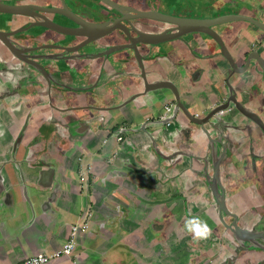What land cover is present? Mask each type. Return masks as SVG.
I'll use <instances>...</instances> for the list:
<instances>
[{
	"label": "crops",
	"instance_id": "1",
	"mask_svg": "<svg viewBox=\"0 0 264 264\" xmlns=\"http://www.w3.org/2000/svg\"><path fill=\"white\" fill-rule=\"evenodd\" d=\"M112 1L157 12L162 4L166 8L170 6L169 0ZM201 1L197 7L202 8V15L195 18L238 14L264 24V0ZM145 22L148 32L160 31L161 23ZM216 29L237 67L243 65L244 56L252 48L264 42V33L246 22L224 24ZM141 54L148 81L174 83L188 111L200 117L227 97V80L233 89L242 90L240 84L251 74L231 75L216 44L200 33L144 49ZM261 55L264 57V51ZM103 60L73 59L60 64L68 90L86 92L77 102L70 98L67 107L72 108L63 110L67 114L58 111L59 115L70 114L77 119L91 113L107 115L103 125L90 123L86 132L77 137L71 135L70 140L59 136L62 130L53 124L58 113L45 108L41 87L34 84L22 88L25 80L20 81V87L16 85L19 81H11L13 77L8 78V83H0V131L3 132L0 136V264H18L37 253L52 254L66 242L70 227L84 221L96 230L82 233L72 255L54 263L100 264L102 248L93 242L94 238L101 240L102 236L96 235L100 227L116 218L118 222L124 213L122 209L128 210L126 216H129L128 205L124 206L119 199L121 192L128 201L131 193L145 195L148 191V198L157 201L161 212L168 205L165 200L177 194L175 199L180 204L185 201L190 208L189 216H194L196 185L201 180L184 172L187 167L196 172L203 168L205 150L209 148L206 138L199 129L190 127L183 115H178L170 127L150 124L153 136L138 133L116 140L114 133L118 127H135L146 118L158 119L164 104L172 99L166 90L149 93L116 111L99 113L85 108L77 111L75 107L79 104L97 109L116 107L142 90L134 60L128 57L124 61L121 56L112 55L101 68ZM93 87L97 90H92ZM254 105L264 120V96ZM228 166L225 162L221 166L223 184L234 185L229 181ZM143 204L135 206L144 208ZM179 216L177 210L176 217ZM140 217L133 218L136 224L149 223V219ZM73 218L79 221L73 223Z\"/></svg>",
	"mask_w": 264,
	"mask_h": 264
},
{
	"label": "flooded vegetation",
	"instance_id": "2",
	"mask_svg": "<svg viewBox=\"0 0 264 264\" xmlns=\"http://www.w3.org/2000/svg\"><path fill=\"white\" fill-rule=\"evenodd\" d=\"M78 1H80V3ZM0 2L7 4L28 3L45 9L60 7L64 3L74 14L91 22L106 21L109 18H118L121 16L119 13L104 6L98 0H0ZM119 5L129 7L123 4ZM150 10L153 9L148 8L139 11ZM43 15L56 24L65 27H75L72 21L63 16L49 13ZM122 15L125 17L126 15L131 14L124 11ZM180 17L190 16L180 15ZM10 19L9 17L2 19L0 17V27H3L0 28V31H15L17 29L28 27L35 21H38V19H30L26 17H13V19L18 20V22L13 24L14 26L12 28H8L6 23L8 24ZM145 21L148 20H131L130 25L137 30L147 31L149 27ZM123 24L128 28L130 27L126 22H123ZM171 27L172 26L170 25L161 24L159 32L168 30ZM214 30L218 32L216 27ZM129 32L135 37L130 28ZM183 38L184 37L179 40H182ZM8 39L14 47L21 50L23 53L26 50L28 52L26 58L29 61L42 65L44 69H46L48 75H42L37 68L32 67L28 62H25L18 57H14L0 43V83L2 81L8 83V78L13 77V80L11 81L14 83L15 81H19L16 85H19L20 87V81H22V79L25 80L22 84V88L27 89L29 85L34 84L37 85V87L39 86V88L41 87L43 90L42 96L45 99V108H50L51 112L56 113H58V111L60 113L63 110L72 108L67 107L70 98H74L77 102V99L83 97V92H86V90L70 92L71 90H68V86L63 80L64 70H60V67H62L66 61L58 62L59 60L49 59V56H52L53 58H66V56H70V54H65L58 49H51L49 47L57 45L74 46L81 43L84 38L63 36L41 27H34L27 32L11 36ZM99 42L98 45L102 46L104 51L107 47L111 46V44L124 45L128 43L125 34L120 30L112 32ZM41 47L48 48L44 49ZM152 47L153 46L138 45L140 54L144 49L148 48L150 50ZM85 51L86 50H82L81 53H85ZM254 51L256 52L254 53ZM262 51H264L263 42L261 45L258 44L256 47L252 48L244 56V63L248 56H254L256 53L257 55H261ZM113 53L121 56V58L126 57L128 60L129 57L130 60H134L133 52L131 50L123 49L117 50ZM141 56L144 60V56L142 54ZM243 65L241 67H243ZM250 73L251 74L247 79V85L241 93V96L238 97L237 95L239 93L236 92V100L246 110L255 114L264 125L261 113L254 110V104L256 102L260 103V97L264 96V76L256 74L254 71ZM252 74H255V77L252 76ZM138 77L141 80L139 74ZM92 90L97 89L96 87H93ZM233 90L235 91V89ZM13 91L16 92L17 88ZM71 93H74L75 96ZM137 93H133L131 97ZM228 97L229 91L227 97L223 101L215 104L210 109L222 105ZM180 100L185 106L181 97ZM119 105H116V107H119ZM175 106L174 100L171 99L164 104L163 111L158 119L146 118L140 125L135 127H118L114 133L116 140L122 141L123 135H131V137H134V135L138 133L139 135L142 134V136H144L143 134H150V136H153L152 132L149 130L150 124L160 125L162 128L170 127L173 124V121L177 118H173ZM116 107H103V109L106 110L104 111L105 113L111 112L108 109H111L112 111L120 109ZM75 108L77 111H82L84 110L82 108L86 107L85 104H79V106ZM59 113L55 117V122H53V124L56 125V128L60 129V131H66L65 134L62 132L60 133L59 136L62 137L61 139L70 140L72 137L71 135L74 137L75 134V137H77L81 133L87 131L86 129L87 126L90 125V122L83 123V120L87 121L83 116L81 119H79L80 117L77 119L70 114L59 115ZM61 113L67 114L68 111H63ZM219 113L222 115L228 113L226 118L230 117L231 120H226V122H221L222 124H217L215 130L206 127L209 133L210 131L214 133V136L210 133V137L211 139L218 140L217 144L213 141V143L210 144L207 137L202 134L206 138L204 140L207 141L209 148L207 151L205 150L206 156L203 157V168L196 172V177L199 181L201 180V183L196 185V206L194 207V216H189L190 208L185 201L180 204V202L177 201L178 199H175L178 198L177 194L172 195L168 200H165V203L168 205L164 207V211L161 212L158 210L156 204L157 201L148 198L150 197L148 191L145 195L139 193L135 196L131 193V195H129L131 198H128V201L125 202L128 204L129 208V223L132 225L131 228L136 224L134 219L135 216L138 215L141 216L140 218L142 220L149 219V223L145 224L144 227L142 226L144 229L140 228V231L136 232L134 231L135 228H133V230L127 234L129 236L128 238H130V246H137V241L144 239L147 248L140 250L129 248L130 258L127 260V263L123 262L119 264H139L137 258H139L140 253H142L145 256V259H147L143 264H264V131L259 125L250 119L238 114L233 106H230L228 109L220 111ZM178 115L180 114L178 113L177 116ZM192 115L196 118L204 117H200L198 114ZM103 116H105L106 119L107 115ZM236 118L239 119V122L234 120ZM104 122L105 120H98L97 123L103 125ZM196 128L199 129L198 127ZM73 130L74 132H72ZM200 133L202 132L200 131ZM224 134H227L230 140H226ZM221 144L223 145V148H221ZM219 157L223 158L219 164L220 186L217 187V192L218 195L223 194L224 196V206L227 213L219 208L211 188L214 162ZM200 161L201 159H199V162ZM224 162L226 163V166L229 165V181L232 183L234 182V185L223 184L221 166ZM180 196H182V194H180L179 197ZM136 204H143L145 207L139 208L138 205L135 206ZM177 204H180L181 207H178ZM153 210L154 215L152 214ZM177 210L180 213L179 217H176ZM233 216L236 217V225L240 229L249 233V236L246 234L244 235L247 236V239L244 237L243 240H237L233 235V227L231 229L228 228V226L234 221ZM193 217H199L200 220L206 222L208 227L211 228V235L207 239L194 241L192 237L186 233L185 221ZM178 219L180 221H177ZM138 225L141 227L142 223ZM157 249H159V252ZM140 258L142 257L140 256Z\"/></svg>",
	"mask_w": 264,
	"mask_h": 264
},
{
	"label": "water",
	"instance_id": "3",
	"mask_svg": "<svg viewBox=\"0 0 264 264\" xmlns=\"http://www.w3.org/2000/svg\"><path fill=\"white\" fill-rule=\"evenodd\" d=\"M83 1V0H81ZM100 1L104 6L112 9L113 11L119 13L121 16L118 18H109L106 21H100V22H91L88 20H85L84 18L74 14L72 11H70L66 5L63 3L60 7H53L50 9H45L43 7L28 4V3H19V4H7L0 2V14L2 15H10L14 17H26L30 19H38V21H35L34 23L30 24L28 27L17 29L15 31H7L2 32L0 31V43L9 51L10 54H12L14 57H18L21 60H24L25 62H28L32 67L37 68L40 73L44 76H47V71L44 69L42 65H39L35 62L29 61L26 58V54L28 53L26 50L24 53L14 47L10 40L8 39L11 36L24 33L29 31L30 29L34 27H41L46 30L53 31L55 33H58L63 36L68 37H75V38H84V40L76 44L74 46H53L49 48L58 49L65 54H70V56H66V58H53L52 56H49V59L52 60H59V61H67V60H82V59H89V60H96L98 58H103V64L101 65V68L104 66V62L107 61L112 55H115L113 52L117 50H131L133 52L134 61L139 69V75L142 81V91L135 94L130 99L124 101L117 106L116 108H121L125 105H127L130 101L138 100L142 97H146L149 93L160 91V90H166L172 95V99L175 102V108L173 111V118L175 119L177 117V114L183 115V117L186 119L187 123L190 125V127H198L199 130L207 137L210 144L213 142L217 144L216 139H211L210 133L206 129V127L215 130L217 124H220L221 122H226V120H231L230 117L226 118L227 114L222 115L219 112L228 109L230 106H233L237 113L241 116H244L257 125L260 126V128L264 131V125L260 121V119L253 114L252 112L246 110L240 103L236 100V92L242 93L244 91V88L247 85V79L243 80L240 86L241 89L233 90L230 84L227 80V87L229 91V97L223 103L222 105H218L217 107L210 109L202 118H196L194 115H192L187 108L182 104L180 100V93L178 88L174 83H172L169 80L164 81H154L149 82L146 78L145 73V67L143 64V57L141 56L138 45H145V46H158L164 43L172 42L179 40L180 38L192 34V33H200L203 35H206L209 39H211L217 46L218 54L228 63L231 75L239 74L242 75L244 73L248 72H255L256 74L263 75L264 76V57L262 55H257V53L254 56H248L243 67L238 68L235 64V61L227 49L222 37L219 35L218 32L214 30L215 27L224 25V24H230L233 22H246L251 24L252 26L256 27L258 30L262 31L264 33V24L260 21L244 16V15H238V14H227V15H221L214 18H189V17H180V16H172V15H165L160 12L150 10V11H139L136 9H133L131 7H126L119 5L111 0H98ZM80 3V1H78ZM82 4V2H81ZM106 11V10H105ZM127 12L131 15H126L125 17L122 15L123 12ZM49 13V14H57L60 16H63L72 23H74L75 27H65L59 24H56L52 21H50L47 17H45L43 14ZM148 20L153 21L155 23H161L165 25L172 26L168 30H164L161 32H148V31H140L136 28L132 27L130 25L131 20ZM123 22H126L129 24L130 30L135 35L132 36L129 32V28L123 24ZM120 30L122 31L126 39L128 41L127 44L124 45H112L107 47V49L104 51V48L100 45H98L104 37L110 35L112 32ZM72 44V42H71ZM264 47V42H263ZM41 48H48V47H41ZM40 48V49H41ZM82 50H86L85 53H81ZM102 50V51H100ZM256 51H254L255 53ZM124 61H127V58H122ZM252 76L255 77V74H252ZM251 76V77H252ZM261 85V84H260ZM115 108V109H116ZM86 110H95L99 113L106 111L103 108H95V107H87ZM109 111H112L111 109H108ZM107 110V111H108ZM92 114V113H91ZM91 114H84L87 122L90 123H97L98 120L104 121L105 116L102 114L98 115H91ZM88 115V116H87ZM80 118H82L80 116ZM237 122H239V119H234ZM233 120V121H234ZM222 124V123H221ZM228 124V123H225ZM224 138L226 140H230L229 136L227 134H224ZM213 141V142H212ZM221 148H223V145H220ZM223 157H219L214 162V172L211 179V188L214 193L215 199L217 200V204L219 208L223 209L224 212L227 213L225 206H224V196L223 194L218 195L217 187L220 186V178H219V164ZM234 221L230 226H228L229 229L233 227V235L237 240H243L244 237L249 236L248 232H245L244 230L240 229L236 225V217H234ZM247 236H244V235Z\"/></svg>",
	"mask_w": 264,
	"mask_h": 264
},
{
	"label": "rangeland",
	"instance_id": "4",
	"mask_svg": "<svg viewBox=\"0 0 264 264\" xmlns=\"http://www.w3.org/2000/svg\"><path fill=\"white\" fill-rule=\"evenodd\" d=\"M95 1V0H92ZM160 2V0H158ZM155 1L153 0V3ZM170 2V6L169 7H163V4L161 6V8L159 9L160 13L165 14V15H172V16H190L189 18L192 17H196V16H201L202 15V8L200 6L197 7V5L199 3H202L203 1L201 0H169ZM1 19L2 18H6L9 17V22L8 24L6 23L8 28H12L16 22H18V20H14L13 17L14 16H10V15H0ZM14 20V21H12ZM3 28V27H0ZM1 47V46H0ZM58 62H62V61H58ZM10 77V76H9ZM145 148H147V145H144ZM150 154H147L146 156L149 157ZM155 154H153L152 156L154 157ZM162 157V156H161ZM89 169V168H87ZM193 169V168H191ZM191 169H189L188 167L185 169L186 172L184 173H188L191 174V176H193L192 178H196V170L192 171ZM190 171V172H189ZM81 180H84L82 177H80ZM195 194V193H194ZM119 199L123 202L124 206L128 205L126 204V200H125V195L124 192L120 193V197ZM127 207V206H126ZM118 210V209H117ZM124 213H122V217L126 216V214L128 215V210L125 211L126 209H122L121 211ZM152 214L154 215V210L152 212ZM151 214V215H152ZM121 219H118L119 221L117 222V218L114 220V222H110L107 223L104 226V229L102 228L103 226H101V230H99V232L96 234L97 236L101 235L102 237L100 238L101 240L97 241L96 238H94V243H96V245L99 243L98 247L101 250V252L103 253V257L100 261V264H119V263H127V260L130 258V253H129V248H133V249H145L147 248V244L145 243V240H139L137 241V246H130L131 242L130 238H128L129 236L127 234H129V232L131 230H133V228H135L134 231H140L142 228V226L144 227L145 225L142 223L141 227L138 224H134L133 227L131 228V224L129 223V216L124 217ZM123 220V221H122ZM79 220L73 218L71 220V222L73 223H77ZM82 223V222H81ZM94 225H91L89 227L88 224V229L84 232H80L78 233V237L82 234V233H88L91 229L93 231L96 230V228H94ZM90 228V229H89ZM95 235V236H96ZM78 237H76L75 242L78 241ZM157 248V247H155ZM99 250V251H100ZM159 252V249H157ZM143 251V250H142ZM140 256L142 258H140ZM140 258V259H139ZM139 258H137L139 264H143L146 262L147 259H145V256L140 253L139 254Z\"/></svg>",
	"mask_w": 264,
	"mask_h": 264
},
{
	"label": "built area",
	"instance_id": "5",
	"mask_svg": "<svg viewBox=\"0 0 264 264\" xmlns=\"http://www.w3.org/2000/svg\"><path fill=\"white\" fill-rule=\"evenodd\" d=\"M88 229V222L84 221L79 224H74L70 227V232L66 242L62 245V247L53 252L52 254L46 253H37L29 258L22 260L18 264H33V261H36L37 264H55L59 259L70 257L76 247V237H78V233L84 232Z\"/></svg>",
	"mask_w": 264,
	"mask_h": 264
},
{
	"label": "clouds",
	"instance_id": "6",
	"mask_svg": "<svg viewBox=\"0 0 264 264\" xmlns=\"http://www.w3.org/2000/svg\"><path fill=\"white\" fill-rule=\"evenodd\" d=\"M2 135L3 132L0 131V136ZM185 231L194 241L207 239L211 235V228L208 227L206 222L200 220L199 217L187 219L185 221ZM33 264H37V262L33 261Z\"/></svg>",
	"mask_w": 264,
	"mask_h": 264
}]
</instances>
